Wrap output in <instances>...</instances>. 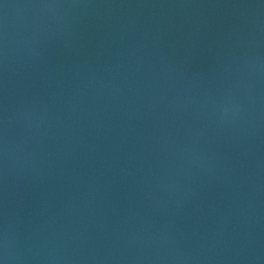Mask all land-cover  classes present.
Returning a JSON list of instances; mask_svg holds the SVG:
<instances>
[{
	"label": "water",
	"instance_id": "1",
	"mask_svg": "<svg viewBox=\"0 0 264 264\" xmlns=\"http://www.w3.org/2000/svg\"><path fill=\"white\" fill-rule=\"evenodd\" d=\"M5 236L7 264H264V0H0Z\"/></svg>",
	"mask_w": 264,
	"mask_h": 264
},
{
	"label": "clouds",
	"instance_id": "2",
	"mask_svg": "<svg viewBox=\"0 0 264 264\" xmlns=\"http://www.w3.org/2000/svg\"><path fill=\"white\" fill-rule=\"evenodd\" d=\"M222 111H226V109H222ZM2 247H3L4 255L0 257V264H7V256H8V251H9L7 236L3 238Z\"/></svg>",
	"mask_w": 264,
	"mask_h": 264
}]
</instances>
